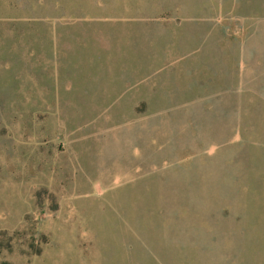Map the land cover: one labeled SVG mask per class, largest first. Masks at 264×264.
I'll use <instances>...</instances> for the list:
<instances>
[{
	"label": "rangeland",
	"instance_id": "obj_1",
	"mask_svg": "<svg viewBox=\"0 0 264 264\" xmlns=\"http://www.w3.org/2000/svg\"><path fill=\"white\" fill-rule=\"evenodd\" d=\"M0 264H264V0H0Z\"/></svg>",
	"mask_w": 264,
	"mask_h": 264
}]
</instances>
